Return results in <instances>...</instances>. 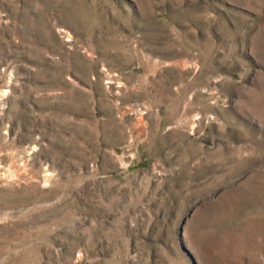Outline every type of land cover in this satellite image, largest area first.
Masks as SVG:
<instances>
[{
  "label": "rangeland",
  "instance_id": "obj_1",
  "mask_svg": "<svg viewBox=\"0 0 264 264\" xmlns=\"http://www.w3.org/2000/svg\"><path fill=\"white\" fill-rule=\"evenodd\" d=\"M0 264H264V0H0Z\"/></svg>",
  "mask_w": 264,
  "mask_h": 264
}]
</instances>
